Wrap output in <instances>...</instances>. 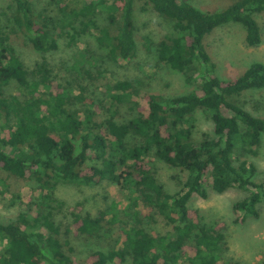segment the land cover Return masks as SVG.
<instances>
[{"label": "trees", "instance_id": "trees-1", "mask_svg": "<svg viewBox=\"0 0 264 264\" xmlns=\"http://www.w3.org/2000/svg\"><path fill=\"white\" fill-rule=\"evenodd\" d=\"M11 2L10 23L0 18V172L32 181L37 199L29 206L11 193L19 209L10 221H0V264H223L226 224L205 222L189 202L193 195L207 198L209 189L237 188L247 194L232 203L233 222L260 216L264 181L255 180L251 158L263 143L264 117L247 109L244 96L264 88V63L253 62L239 76L222 80L204 39L215 28L236 22L245 30V45L259 46L263 34L256 16L264 13V0H234L217 12H202L190 0H145L172 22L164 19L170 30L155 42L158 61L182 73L192 90L173 96L145 93L147 107H137L122 122L113 113L97 117L92 99L72 95L51 79L46 60L27 68L10 34L25 35L40 52L55 50L58 37H68L71 44L94 36L110 61H130L138 49L137 0H49L57 17L46 8L37 11L32 0ZM101 13L108 25H98ZM130 89L126 80L107 88L121 91L111 95L117 101L136 92ZM77 101L83 106L76 107ZM198 112L211 122L210 131L196 127ZM151 155L183 174L177 190L168 189L153 171ZM103 183L128 190L132 205L141 203L145 209L137 207L141 218L129 207L120 210L119 199L110 209L111 219H105L104 211H71L73 221L62 231L56 223L64 205L56 195L58 186ZM121 214L133 221H122ZM142 217L167 230H147ZM122 222L120 247L93 250L81 260L73 248L65 249L69 240L62 235L72 231L97 237L106 225Z\"/></svg>", "mask_w": 264, "mask_h": 264}, {"label": "rangeland", "instance_id": "rangeland-1", "mask_svg": "<svg viewBox=\"0 0 264 264\" xmlns=\"http://www.w3.org/2000/svg\"><path fill=\"white\" fill-rule=\"evenodd\" d=\"M144 1L137 0L136 4L135 22L137 23L138 49L136 56L130 61L120 63L110 61L98 48L94 36L79 38L71 44L68 43V37H58L57 48L47 52L35 50L28 38L21 33L10 34V42L27 68L32 69L36 63L46 60L51 79L66 87L72 95L81 94L85 98L92 99L97 106V117L103 119L106 115L113 113L115 119L122 122L134 115L137 112V107H147L145 93L173 96L187 93V90L191 88L187 85L182 73L172 70L158 61L155 42L160 36L169 32L170 25L166 20H170L164 16H158ZM233 1L190 0L193 6L202 12L220 11ZM32 2L37 11L46 8L51 15L57 17V7L55 4L49 5V0H32ZM11 7V0H0V18L5 23H10L8 19L11 16ZM99 15L98 25H108L105 13ZM256 19L263 34L262 42L257 47L245 45V30L236 22H228L219 26L205 37V47L215 64V73L220 79L230 80L239 76L253 62L264 63V13L258 14ZM89 35H94V33L91 32ZM147 39L153 42L147 43ZM123 80L129 81L132 84L130 91L136 92L128 91L129 94L124 95L121 101H117L111 95H119L121 91L107 90V88L115 82ZM244 101L247 109L254 115L264 117V88L246 92ZM82 103L77 101L75 105L80 108L83 106ZM195 116L198 129L211 130V122L206 119L205 115L198 112ZM262 142V146L258 149V155L251 158L257 168L256 181H264V138ZM148 163L168 189L171 191L178 189L176 183L180 179L179 177L183 176L182 173L169 167L153 155L148 157ZM0 178L3 179L2 182L0 181V191H4V193L0 192V221L8 222L14 218L19 209V205L16 202L13 203L11 193L18 194L19 200L29 206L37 199V195L33 192L32 186L35 187V185L32 181L25 182L15 179L2 171ZM127 193L128 190L119 189L112 184L103 183L93 186L60 184L56 195L64 202V205L56 214V223L62 225V231L66 230V227H70L73 221L71 211L79 210L89 211L94 215H97L99 211H104L105 219L109 220L113 215L110 211L113 202L119 199L120 201L115 203L120 210L129 207V210L134 212L138 210V207L145 213L141 203L137 207L132 205V202L125 196ZM246 194L245 191L237 188H230L223 193L209 189L207 198L193 195L189 202L191 208L200 210L205 222L226 224L223 244L225 251L222 252L220 260L223 264L232 262L260 264L264 258V203L259 206L260 216L258 218L249 217L243 223L233 222L232 203L243 198ZM137 212L139 217L140 212ZM119 219L128 224L133 221L132 217H126L123 214L119 216ZM142 219L141 225L149 231L164 232L167 230L161 222L150 224L146 218L142 217ZM119 226L126 227V224L122 222L113 226L106 225L99 232V236L92 238L76 236L71 231L68 236L62 235V238L66 237L69 240V244H65V249L73 248L74 254L81 260L93 250L103 249L106 251L120 247Z\"/></svg>", "mask_w": 264, "mask_h": 264}]
</instances>
